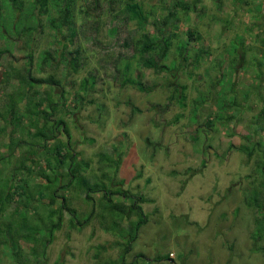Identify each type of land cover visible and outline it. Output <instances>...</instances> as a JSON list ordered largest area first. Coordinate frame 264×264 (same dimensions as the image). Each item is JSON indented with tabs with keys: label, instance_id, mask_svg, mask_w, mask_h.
I'll return each mask as SVG.
<instances>
[{
	"label": "rangeland",
	"instance_id": "374dc122",
	"mask_svg": "<svg viewBox=\"0 0 264 264\" xmlns=\"http://www.w3.org/2000/svg\"><path fill=\"white\" fill-rule=\"evenodd\" d=\"M137 1L150 15V35L160 32L163 23L155 19L174 12L176 2L194 3ZM31 2L25 5V14ZM102 2L98 40L103 48L80 36L76 43H66V51L62 49L69 58L81 46L85 67L75 72L61 59V45L51 50L58 43L50 29L45 33L30 30L21 13L15 12V5L0 0V264H105L116 260L122 249L117 240L128 242L134 235V224L122 211L126 207L118 205L132 202L115 196L112 204L103 199V193L128 194L126 191L145 199L141 206L151 216L134 243V254L146 256L136 259V264H264V56L257 40L264 32V0H202L197 12L192 10L187 15L177 8L178 22L168 24L164 34L168 39L177 34L175 47L165 61L170 71H146L136 60L131 62L127 77L147 84L150 93L123 87L111 77L112 66L103 67L100 59L104 56L109 63L116 44L104 24L109 13L107 3ZM84 6L83 0L78 1V23ZM56 15L52 7L51 16ZM132 35L139 38L141 30L134 28ZM241 39L245 45H241ZM188 41L191 56L200 49L211 52L197 68L193 57L183 64L175 50L179 43ZM238 48L241 54L245 51L246 62L252 63L236 66L223 79L231 69L228 59ZM29 55L33 64L27 59ZM29 71L36 79L53 76L58 85L23 80L22 76L29 78ZM94 74L95 86L84 82L86 78L92 81ZM233 84L235 90L225 98V89ZM179 86L187 87L184 108L174 102L176 99L168 112L153 108L168 103ZM29 91L40 96L27 97ZM234 97L241 105H233L224 115L236 116L235 122L222 127L210 116L217 111L222 114L221 103H233ZM25 103L31 110L27 117L23 114ZM50 103H56L58 111L43 135H58L61 142H66L67 159L63 178H52L50 173H56L49 165L54 163L56 167L57 162L51 160L59 162V156L46 155L39 163L52 175L46 184V176L37 172L30 176L31 172L23 169L24 159L20 157L31 146L46 141L32 133L36 123L31 114L38 116L41 109L50 111ZM135 107L142 112H136ZM12 110L22 112L14 122ZM39 115L44 118L41 112ZM54 120L65 124L58 126ZM249 124L252 141L259 144L254 143L259 149L251 160L244 152L230 148L242 144ZM14 127L19 138L11 145L10 128ZM73 152L77 154V168H90L84 169L87 175L71 180ZM118 166L116 178L112 172ZM188 168L193 172L187 173ZM8 189H17L23 202L16 197L8 205ZM57 190L60 199L50 207L46 200H51ZM90 193L94 198L91 201L85 196ZM61 198L66 199L68 208H63ZM62 210L66 223L63 220L62 229L51 231L60 223L58 213ZM158 256L159 261H154Z\"/></svg>",
	"mask_w": 264,
	"mask_h": 264
},
{
	"label": "trees",
	"instance_id": "16d2710c",
	"mask_svg": "<svg viewBox=\"0 0 264 264\" xmlns=\"http://www.w3.org/2000/svg\"><path fill=\"white\" fill-rule=\"evenodd\" d=\"M13 5H15V12H20L21 14V20H23L28 28L31 29H38L42 33H45V29H50L53 33V36L57 40V43L53 45L51 50H54L57 46L60 47L61 45V53L62 57L61 59L63 62L68 63L69 65L73 66L75 72L83 69L85 67V63L82 61L83 56H82V49L81 46L77 47L75 49V56H72L70 54L69 58L67 57L66 53L62 51L67 49V44H74L76 41L82 36L85 39L90 40L93 46H97L99 49L103 48L101 47L102 43L98 40L100 29H101V20L102 19V9L103 7V2L105 1L107 3V12L109 13L108 15V20L104 24L109 27L108 32L109 34L114 38L116 48H115V53L111 59V61L108 63L106 62L105 57L103 56L100 61L102 62V65L105 69H107L109 66H112L113 70L111 73V77L117 82L120 81L121 85L123 87L125 86H132L137 88L141 93H150V88L147 84H144L141 82V80H136L131 77H127L128 74L132 70V61L136 60L137 63L146 71H155L157 73H162L166 71H170V68L166 65L165 61L169 58V55L172 52V48L175 47V38L177 34L172 36L171 39L165 38V30L167 25L171 24L172 22L178 20L177 12L176 9L179 8L182 10L186 15L190 13L192 10L197 12L196 10L199 8L198 5H201L202 0H194L193 4H189L186 1H178L175 6V11H171L168 15H164L162 19L156 18L155 21L161 20V23H163V27L160 29V32L155 35H150L149 34V29L148 26L150 25V15L146 13V11L143 8V5L138 2L137 0H83L85 2L84 9L81 12L82 19L80 23H78V13H77V3L80 0H32L31 4L32 7L30 8V11L28 13H24L25 10V5L28 3V0H10ZM17 3L20 4V6L17 5ZM52 7L56 10L57 15L56 16H51V9ZM204 8V7H203ZM201 11V18L205 16L204 14V9ZM47 18L45 21L42 20L43 17ZM152 21V22H155ZM45 22V23H44ZM178 21L174 22L177 23ZM154 24V23H153ZM32 25V26H30ZM35 25V26H33ZM134 28H138L141 30V36L139 38L134 37L132 35V30ZM35 29V30H36ZM177 29V26H176ZM262 36H257L258 44L262 48V53L264 56V32L262 31ZM195 36V34L193 35ZM175 37V38H174ZM196 38V36H195ZM200 40L201 38L198 36L196 38ZM241 39V45H245L244 40ZM60 43V44H59ZM65 44V45H64ZM190 42L188 41L187 43H179L178 46H176L175 50L178 53V56L181 58L183 61V64L190 62V59L192 58L193 63L195 65V68L199 65V63L206 57L209 56L211 52H209L208 49H200V51H195V55L191 56L190 52ZM245 48V47H244ZM232 47L228 49V53L231 51ZM245 48L244 50H246ZM234 56L229 57L228 62H229V69L228 72H225V74L222 76L223 79L227 78L231 73H233L234 68L236 66H239L240 64L244 63L246 65H249L252 63L251 61L246 62L245 59V51L242 52V54L239 52L238 49H234ZM52 53V52H51ZM50 53V54H51ZM104 54L108 53V50L104 49ZM239 53V54H238ZM52 55V54H51ZM27 59L33 64V56L29 55ZM48 59V58H47ZM123 68L120 66V64H123ZM32 65H30L31 67ZM32 71V67L29 69ZM176 70V68H175ZM31 71H29V78L27 79L26 77L22 76L23 80H32L36 82V84L43 85L45 84H50L53 86L58 85V81L53 77L49 76L48 78L44 79H36V77L32 76ZM92 81L89 80V78H86L84 82L93 84L94 86L97 84V81L95 79L96 75L91 76ZM220 81V79H219ZM218 81V82H219ZM85 83V84H86ZM234 85V84H233ZM187 87L185 86H179L178 88H175V98H171L168 103L163 104H156L153 105L154 109H158L161 112H168L170 110V107L172 105V100H174L175 103L180 105L182 108L186 106L185 100H187V94H186V89ZM53 90V89H52ZM235 90V85L234 87L231 85L230 88L225 89L223 95H225V98L228 97V94L233 93ZM31 95H34V97H39L40 94L36 92L29 91L26 93V96L29 97ZM237 98V95H233ZM26 97V98H27ZM234 97L233 103L228 102H222L221 104V112L217 111L214 115L210 116V118H213V121L215 123H219L222 127H226L229 125V122H233L235 119L233 116H225L224 113L226 114V110L230 111L232 106H237L240 103L238 99ZM247 98V97H246ZM46 100L49 102L51 99L46 97ZM22 104V103H21ZM61 104V103H60ZM129 104V103H128ZM56 103H50L49 105L47 104V107L50 108V111L47 109H41L40 112L44 114V118L39 115L36 116V113L31 114L32 120L35 121L36 123V128H34V131L32 130V133H34V136H39L46 138L45 132L49 121H53L54 115L58 111L56 108ZM241 105V104H240ZM239 105V106H240ZM29 104L25 103V108L23 109V114L24 117H27L30 113L31 110L27 108ZM65 107V106H63ZM238 107V106H237ZM66 108V107H65ZM242 109V108H241ZM251 109V108H250ZM134 110L136 112H142L140 108L135 107ZM244 110V109H243ZM22 113V112H21ZM21 113H16L15 110L11 111V118L12 121L14 122L15 119L14 117L16 115H20ZM220 113V114H219ZM221 115V116H220ZM263 118H257V123ZM44 121L43 125L39 126V124ZM57 122L58 126L61 125L64 126L65 122L63 120H54ZM176 123L180 121V118H176ZM235 122V121H234ZM6 124V123H5ZM30 126V124H29ZM33 126V125H32ZM31 126V127H32ZM5 130L7 128V124L4 126ZM29 127V129L31 128ZM250 128H252V125H248V134L242 136V144L240 146H230V148H234L236 150H240L244 152V155L247 157V159L251 160L255 154H257V150L259 149L258 142L256 140L252 141V134L250 132ZM18 128H10V142L11 145L13 144L14 140H17L19 138V135L16 134ZM22 129V127H21ZM63 133L67 135L70 139V135L68 134L66 128H63ZM43 144L40 146H31V149H28L27 152H25L23 155H21L20 158L24 159V170H27L31 172L30 176H35V172L39 174V176H46L47 178L51 177L52 175L50 173H53L52 178L60 177L63 178L66 171L63 170V166L65 163V160L67 159V153L65 152L66 147L64 146L66 142H61L59 140L58 135L54 134H49L48 137L45 139ZM256 141V142H255ZM68 145H71V141L69 140ZM254 143H257L258 146ZM11 147V146H10ZM262 147V145H261ZM33 150V151H32ZM33 152V153H32ZM13 155V153H11ZM46 155H50L53 157L54 155L59 156V162L53 158L57 162L56 167H54V163H50L49 167L50 170H55L56 173L52 172H47L41 165H39L40 162L44 161ZM76 153H71L70 157V162H71V174L70 178L71 180L75 179L76 177H80L81 175H87L84 169L90 168L89 166L79 169L76 167ZM19 158V159H20ZM51 159V158H50ZM205 164V162H204ZM48 163H46V166ZM48 167V166H47ZM119 166L116 167L113 173V177H118L119 175ZM69 172V170H68ZM83 172V173H82ZM193 169L188 168L187 173H192ZM194 172H198L197 170H194ZM108 173V172H106ZM30 174V173H29ZM48 180H45L46 184H49V180L52 179L50 178ZM45 184V185H46ZM60 189H63L64 186L61 185ZM14 190V192H13ZM33 192L35 193V189H32ZM128 194H111L108 192L103 193V199H107L109 202L114 203L115 196H119L120 199L122 200H128L131 201L132 204L130 205H118L126 207L125 210H129L128 212H125V210H122L124 213H126L129 216V220L131 221L132 224H134L133 227V233L134 235L129 238L130 240L128 242H122L121 240H117L116 244H119L122 246L121 251H119V256L117 257L116 264H136V259H142L143 257H146L143 254H134V243L138 241V238L140 236L141 230L146 227L148 223H150V218L151 216L149 214H146L143 211V207L141 205L145 204V199L139 200L137 197H134L132 193L129 191ZM33 193V195H34ZM92 193L86 195V199H89L90 201L93 200V196L91 195ZM59 195V196H58ZM16 197L23 199L22 194L18 192L17 189H8V205L12 201H16ZM59 197L60 199V194L59 191L57 190V193L53 195V198L51 200H46L48 201L46 204L48 206H53ZM15 198V199H14ZM62 199V198H61ZM134 200V201H133ZM23 202V200L21 201ZM141 202V204L139 203ZM63 208H68L67 206V201L66 199H62ZM246 204L249 205L246 201ZM117 206V207H118ZM251 206V205H249ZM136 210H133L135 209ZM10 206H7V213L11 214L12 212L9 211ZM65 210V209H63ZM62 210V213H58L59 216V222L58 224H55L53 228H51V231L59 228L62 229L64 224L66 223L65 216L66 213H64ZM66 212V211H65ZM155 213L158 212L157 209L154 211ZM136 218V219H134ZM63 220L65 221L64 224H62ZM73 222L72 219H70V222ZM63 225V226H62ZM73 227V225H71ZM71 227V228H72ZM75 228V227H74ZM135 228V229H134ZM135 231V232H134ZM97 247L105 249L107 248L106 245H98ZM132 256V260L129 261V256ZM170 257V256H169ZM159 256L156 258H153L154 261H159L158 260ZM114 261H110L105 264H113Z\"/></svg>",
	"mask_w": 264,
	"mask_h": 264
}]
</instances>
